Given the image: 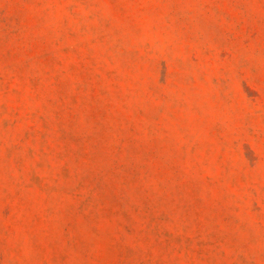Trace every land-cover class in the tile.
I'll return each mask as SVG.
<instances>
[{"label":"rangeland","instance_id":"rangeland-1","mask_svg":"<svg viewBox=\"0 0 264 264\" xmlns=\"http://www.w3.org/2000/svg\"><path fill=\"white\" fill-rule=\"evenodd\" d=\"M0 264H264V0H0Z\"/></svg>","mask_w":264,"mask_h":264}]
</instances>
